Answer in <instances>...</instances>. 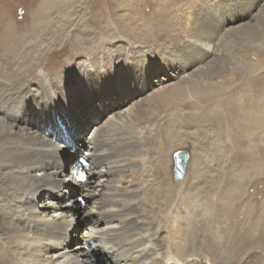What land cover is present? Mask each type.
<instances>
[{"label":"bare ground","instance_id":"bare-ground-1","mask_svg":"<svg viewBox=\"0 0 264 264\" xmlns=\"http://www.w3.org/2000/svg\"><path fill=\"white\" fill-rule=\"evenodd\" d=\"M232 29L220 28L217 39L212 36L206 43L192 41L193 53L183 64L164 61L161 67L165 76L152 80L147 92L132 87L104 91L99 88L89 95L85 88V92L77 89L57 96L54 91L52 94L44 91L46 83L40 79L27 104L9 101L7 109L0 104V264L195 262L191 246L194 236H199L194 224L191 225L194 216L191 210L196 208L194 197L186 185L177 195L176 184L185 175L180 179L174 177V154L185 151L173 152L175 113L170 116L158 111L164 103L176 96L181 98L189 90L226 81L234 83L238 65L254 62V53L222 52L215 46L214 42H220V36L225 37ZM3 31H0V57L11 65L6 67L0 62V103L10 94L7 95V88L16 84L12 83L13 78L33 81L37 63L33 55L27 61V55H21L25 49L19 43L25 37L19 38L9 28ZM156 64L150 66L149 76L159 74ZM48 83L51 88V81ZM255 103L252 118L259 113H255ZM163 120L166 129L153 128ZM90 122L95 125L86 136L80 137L79 132ZM143 122L155 130L154 138L150 136L151 145L149 135L141 131ZM134 125L142 129H127ZM146 149L156 152L159 162L152 158L147 164L143 157ZM68 160L71 163L66 166ZM187 164L188 161L185 170ZM76 170L86 172L89 179L85 184L69 182V175ZM158 172H165V180H161ZM179 209L184 210L183 216H179ZM76 219L84 223L81 233L75 228ZM201 249L202 246L200 253ZM202 255L198 257L204 259ZM212 259L209 257L210 262Z\"/></svg>","mask_w":264,"mask_h":264},{"label":"rangeland","instance_id":"rangeland-1","mask_svg":"<svg viewBox=\"0 0 264 264\" xmlns=\"http://www.w3.org/2000/svg\"><path fill=\"white\" fill-rule=\"evenodd\" d=\"M0 20L1 32L9 28L19 38H26L19 43L24 45L26 53L21 55H27L25 60L33 55L37 61L32 82L12 79L16 84L7 88L10 94L0 103L2 109H7L9 101L27 104L40 79L46 83L44 91H54L57 96L77 89L85 92V88L89 95L99 88L132 87L147 92L152 80L165 76L164 61L183 64L193 53L192 41L206 43L212 36L217 39L220 28H234L220 36L215 46L222 52L254 53L258 55L254 62L238 65L234 83L189 90L181 98L176 96L172 106V100L164 103L158 114L175 113L173 152L189 154L185 182L176 184V194L186 185L196 198L191 225L200 238L194 236L191 246V252L195 250L191 253L196 259L193 264H264V0H0ZM177 48L185 53L180 60ZM0 62L11 65L3 57ZM155 63L160 72L149 76ZM145 65L146 74L137 75L136 67ZM253 101L255 113L259 111L254 118ZM144 123L143 130L135 125L127 129L145 131L151 145L155 130ZM94 125L88 123L79 136H86ZM166 126L163 120L153 128ZM150 149L144 150L145 162L157 156ZM71 153L74 156L73 150ZM148 154L154 157L146 158ZM70 163L68 160L66 166ZM152 174L156 176L155 171ZM158 174L165 180V172ZM84 207L85 202L81 209ZM182 210H178L179 216H183ZM74 224L81 233L84 223L76 219ZM206 247L215 252L208 253ZM206 255L213 257L211 262L209 257L206 261Z\"/></svg>","mask_w":264,"mask_h":264},{"label":"snow or ice","instance_id":"snow-or-ice-1","mask_svg":"<svg viewBox=\"0 0 264 264\" xmlns=\"http://www.w3.org/2000/svg\"><path fill=\"white\" fill-rule=\"evenodd\" d=\"M193 24L195 23V20L192 22ZM175 54L177 60H180L184 57L185 53L181 48L175 49ZM137 75H143L146 74L147 68L144 66H137L135 69ZM69 182H72L73 180L76 182L77 185H83L85 184L86 181H88L89 177L87 176L86 172L83 170H76L72 172L71 175L68 177Z\"/></svg>","mask_w":264,"mask_h":264},{"label":"water","instance_id":"water-1","mask_svg":"<svg viewBox=\"0 0 264 264\" xmlns=\"http://www.w3.org/2000/svg\"><path fill=\"white\" fill-rule=\"evenodd\" d=\"M189 159L188 153L176 152L174 154L175 160V169H174V177L178 179L182 178L185 172V165Z\"/></svg>","mask_w":264,"mask_h":264}]
</instances>
